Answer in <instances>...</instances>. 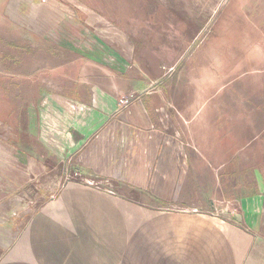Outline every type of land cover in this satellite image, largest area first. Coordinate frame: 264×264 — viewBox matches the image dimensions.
Returning a JSON list of instances; mask_svg holds the SVG:
<instances>
[{
  "label": "crops",
  "instance_id": "1",
  "mask_svg": "<svg viewBox=\"0 0 264 264\" xmlns=\"http://www.w3.org/2000/svg\"><path fill=\"white\" fill-rule=\"evenodd\" d=\"M0 264H264V0H0Z\"/></svg>",
  "mask_w": 264,
  "mask_h": 264
},
{
  "label": "rangeland",
  "instance_id": "2",
  "mask_svg": "<svg viewBox=\"0 0 264 264\" xmlns=\"http://www.w3.org/2000/svg\"><path fill=\"white\" fill-rule=\"evenodd\" d=\"M13 15H14L15 17H19V13H18V12H14ZM19 36H20V35H19ZM14 38H15V39L18 38V37H16V34H15ZM19 38H20V37H19ZM175 210H176V211H175V213H173V215H174V214L180 215L179 210H178V209H175ZM198 210H199V208H198ZM180 211H181V210H180ZM183 211H184V210H183ZM187 211H188V212H187V215H188V216H190L191 214H193V213H192V212H193V209H187ZM231 212H232V211H229V210H227V211L225 210L224 212H222L221 209H219V210L217 211L218 214H220V213H221V214H225V213L227 214V213H231ZM171 215H172V214H171ZM180 216H182V214H181ZM144 228H145V227L140 228V229H139V232H140L141 230H143ZM146 228H147V227H146ZM146 228L143 230V232L146 231ZM128 232H129V230H123V233H122L123 236L126 237ZM141 234H142V232L140 233V235H141Z\"/></svg>",
  "mask_w": 264,
  "mask_h": 264
},
{
  "label": "built area",
  "instance_id": "3",
  "mask_svg": "<svg viewBox=\"0 0 264 264\" xmlns=\"http://www.w3.org/2000/svg\"><path fill=\"white\" fill-rule=\"evenodd\" d=\"M136 98L137 96L134 94L128 95L127 97H122L118 100V104H120L121 106H127V104H129L131 101L135 100Z\"/></svg>",
  "mask_w": 264,
  "mask_h": 264
}]
</instances>
